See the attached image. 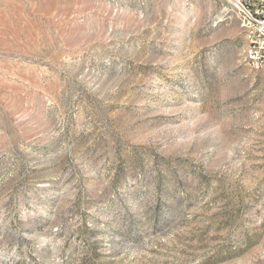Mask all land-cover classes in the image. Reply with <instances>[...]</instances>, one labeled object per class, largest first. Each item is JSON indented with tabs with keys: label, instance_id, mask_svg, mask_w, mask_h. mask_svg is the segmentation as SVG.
Listing matches in <instances>:
<instances>
[{
	"label": "rangeland",
	"instance_id": "obj_1",
	"mask_svg": "<svg viewBox=\"0 0 264 264\" xmlns=\"http://www.w3.org/2000/svg\"><path fill=\"white\" fill-rule=\"evenodd\" d=\"M242 9L0 0V264H264Z\"/></svg>",
	"mask_w": 264,
	"mask_h": 264
},
{
	"label": "built area",
	"instance_id": "obj_2",
	"mask_svg": "<svg viewBox=\"0 0 264 264\" xmlns=\"http://www.w3.org/2000/svg\"><path fill=\"white\" fill-rule=\"evenodd\" d=\"M242 27L250 37L249 62L264 69V0H242Z\"/></svg>",
	"mask_w": 264,
	"mask_h": 264
}]
</instances>
